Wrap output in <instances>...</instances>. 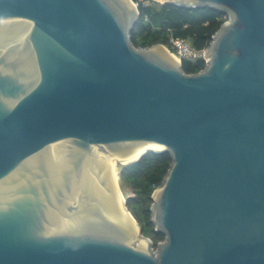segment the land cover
<instances>
[{
	"label": "water",
	"instance_id": "95a60500",
	"mask_svg": "<svg viewBox=\"0 0 264 264\" xmlns=\"http://www.w3.org/2000/svg\"><path fill=\"white\" fill-rule=\"evenodd\" d=\"M161 2L227 15L201 70L131 43L132 0H0V264H264V0ZM140 150L154 250L110 180Z\"/></svg>",
	"mask_w": 264,
	"mask_h": 264
},
{
	"label": "trees",
	"instance_id": "16d2710c",
	"mask_svg": "<svg viewBox=\"0 0 264 264\" xmlns=\"http://www.w3.org/2000/svg\"><path fill=\"white\" fill-rule=\"evenodd\" d=\"M133 1L136 2L138 10V17L130 31V41L134 46L136 43L145 46L149 42H162L163 44H167L168 32L167 30L164 31L166 28L175 36L189 37L194 47L201 48L207 45L210 36L219 28L222 23V15H226L225 13L207 7L184 8L164 3L158 8H154L149 4H144L142 0ZM144 19H147L148 24L160 26V31L145 29L142 24ZM141 26L145 29V33L141 35L139 42H137L136 37L138 35L135 29ZM202 66L203 64L200 61L190 63L183 60L181 62V69L186 73L196 72ZM147 154H151L152 156L147 157ZM169 163L170 158L167 152L148 151L134 161L121 164L119 174L132 179L131 186L137 193L136 200L143 203L145 199L152 200L150 194L160 183L161 176L165 173ZM139 177L143 178L144 184L139 182ZM128 200L129 197L127 196L125 198V204ZM142 214L145 217L146 225H152L149 220L150 209L148 210L147 207L144 208L142 206ZM155 233L164 237L160 232L155 231ZM152 244L154 245V242Z\"/></svg>",
	"mask_w": 264,
	"mask_h": 264
},
{
	"label": "rangeland",
	"instance_id": "374dc122",
	"mask_svg": "<svg viewBox=\"0 0 264 264\" xmlns=\"http://www.w3.org/2000/svg\"><path fill=\"white\" fill-rule=\"evenodd\" d=\"M132 2L136 5L135 1L132 0ZM142 2L144 4H149L150 6H152L154 8H158L161 4H164L161 2V0H142ZM136 7H137V5H136ZM221 20H222V22L227 20V15H222ZM142 24L144 25L145 29H147V30L149 29L150 31H152V30L160 31V29H161L160 26L148 24L147 19H144L142 21ZM145 29H143L142 26L135 29V32L138 35L136 37L137 42H139L141 35L145 33ZM166 30L168 32V29L165 28L164 31H166ZM183 38H185L191 44V39L189 37L185 36ZM152 45L163 46L164 44L162 42H149V43H147V45L141 46L138 43H136L135 47H149ZM151 156H152L151 154H147V157H151ZM121 164L122 163L117 162L115 169H116L117 176H118L119 188H120V191L124 197V201H125V198L127 196L129 197V200L125 204V209L131 214V216L133 217L134 221L137 224V227H139V228L141 227L140 233H141L142 237L148 238L151 242L153 241L154 242L153 246H155L158 242L162 241L164 239V237H161V235L155 233V231L153 230L154 227L152 225H146L145 217L142 214V206L144 208L147 207L149 210L151 203H152V200L145 199L143 203H140L139 201L136 200L137 199V193L135 192V190H133V188L131 186V180L132 179L128 178L124 175L119 174L120 166H122ZM161 178H162V176H161ZM139 182L144 184L142 177H139ZM150 196H151V194H150ZM149 216H150V214H149Z\"/></svg>",
	"mask_w": 264,
	"mask_h": 264
},
{
	"label": "bare ground",
	"instance_id": "6f19581e",
	"mask_svg": "<svg viewBox=\"0 0 264 264\" xmlns=\"http://www.w3.org/2000/svg\"><path fill=\"white\" fill-rule=\"evenodd\" d=\"M129 2V1H128ZM130 4V2H129ZM160 48L168 54V56H170V58L174 61L177 62V58L176 56H174L172 53L168 52L166 49H164L165 47L160 46ZM160 148H152L153 151L159 150ZM143 150L137 151L135 153H132L130 156H120L114 159L109 160V171H110V180H111V186L114 190L116 199H117V203L119 204V214L123 220V222H125V224L129 225L133 232L136 234L137 231V224L134 221L133 217L131 216V214L125 209L124 206V197L120 191L119 188V182H118V176H117V172H116V164L118 163H122V164H126L127 162H131L133 160H136L139 156H141ZM139 242L145 243L147 244V240L145 238H138Z\"/></svg>",
	"mask_w": 264,
	"mask_h": 264
},
{
	"label": "built area",
	"instance_id": "2783aa9c",
	"mask_svg": "<svg viewBox=\"0 0 264 264\" xmlns=\"http://www.w3.org/2000/svg\"><path fill=\"white\" fill-rule=\"evenodd\" d=\"M212 35L210 36V39ZM207 45L201 48H196L193 45H191L185 38L173 35L171 31L168 29L167 44H164L163 47H165V49L168 52L176 56L177 62L180 65V67H181V62L184 60L190 63H195L197 61H200L203 64L202 66L203 68L207 64L206 60H208V58L205 59L203 56L206 55V53H203V49H205ZM202 68H200L199 70H201ZM151 245H152L151 246L152 250H154L156 245L153 246L152 242Z\"/></svg>",
	"mask_w": 264,
	"mask_h": 264
}]
</instances>
